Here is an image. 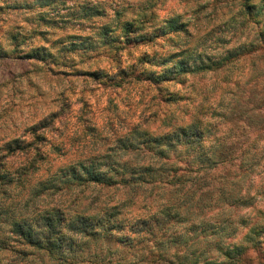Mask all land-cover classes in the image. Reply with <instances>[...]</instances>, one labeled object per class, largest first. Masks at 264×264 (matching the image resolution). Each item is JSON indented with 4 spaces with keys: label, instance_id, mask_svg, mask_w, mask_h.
Segmentation results:
<instances>
[{
    "label": "rangeland",
    "instance_id": "1",
    "mask_svg": "<svg viewBox=\"0 0 264 264\" xmlns=\"http://www.w3.org/2000/svg\"><path fill=\"white\" fill-rule=\"evenodd\" d=\"M201 1L203 6L199 4ZM224 2L215 6L212 0H0V46L13 50L11 33L21 43L17 48L20 55L0 59V149L11 139L32 140L34 135L30 127L52 113H58V118L43 131L46 140L40 145L47 159L41 161L40 169L29 176L28 182L32 178L34 183L38 178L52 176L60 167L77 160L114 154L120 139L133 138L134 131L138 129L161 135L174 126L184 125L191 120V115L184 111L190 109L192 114L194 105L207 108L205 121L216 125L214 133L225 135L228 132L231 136L236 134L235 131L229 132L224 117L213 109L219 104L228 107L235 104L242 111V119L237 126L242 128L243 135L239 140L243 142L238 145L242 149L251 147V153L255 152L258 159L250 162L253 171L240 182L244 184V190L245 186L251 187L250 199L246 198L250 201L245 200L251 202V206H232V214L224 217V220L228 217L229 224L223 223L222 241L233 247L236 238L245 237L252 227L264 229V197L254 196L257 191H264V132L250 128L264 116V108H258L260 95L264 97V62L260 67L252 66L253 60L247 57L235 70L227 67L218 74H190L184 81L177 79L154 84L145 78V72L161 68L155 65L153 57L181 51L187 58L201 55L217 60L243 41L248 32H242L238 25L229 24L230 17L224 14L232 6L228 0ZM142 9L148 10V19L139 20H144L143 34L166 27V21L173 15H179L184 26L180 31L170 32L152 42L126 44L124 39L116 41L121 33L117 26L135 19ZM197 9L199 11L196 12ZM87 11V19H80ZM41 14L47 18L38 19ZM108 28L111 31H107ZM72 41L78 42L75 52L61 50ZM35 50L48 57L54 55V60L48 58L45 63L30 57L28 53ZM61 57H64L61 64L53 63ZM144 58L153 62L144 61ZM88 72L105 76L98 78L88 75ZM229 77L235 78V86L231 82L227 84ZM167 93L181 94L186 99L176 106L172 101L166 102L164 94ZM167 113L171 115L166 120ZM259 133L261 142L255 141ZM118 153L110 154L112 160L120 163L125 160L132 165L142 164L152 157L147 151L130 155L122 151ZM32 156V152L16 155L9 159V167L15 171L27 164ZM231 178L225 181L228 187H233L239 179ZM157 187L147 184L141 190L130 191L132 186L122 184L73 185L43 199L38 198L24 209L26 186L24 194L14 198L17 205L11 207H18L26 215L45 205L63 207L68 212L85 207V211L92 214L100 213L103 208L116 207L122 211L119 217L128 225L119 235L131 238V246L115 238L112 242L88 240L79 251L80 255L93 261L89 264H169L171 262L164 260L161 254L163 247L158 242L161 232L155 238L145 234L139 236L129 229L138 218L150 216L168 199L177 204L183 201L180 193L174 195L175 191L164 192ZM238 187L235 186L236 192H239ZM131 198L135 201L132 204ZM205 203L199 207L193 203L188 216L194 221L206 218L205 221L221 223V216L220 220L216 218V207L219 206L210 201ZM221 208L226 211L228 206L222 205ZM180 231L170 228V233ZM4 237L6 240L0 239V264H58L48 253L13 241L8 233ZM211 239L215 242L220 237L215 235ZM4 243L8 248H2ZM22 249L28 250L26 255L20 252ZM193 249L198 255L207 250L206 258L209 259L216 253L211 243L200 242ZM180 252L183 253V248ZM98 254L99 260L95 257ZM217 254L215 257L219 256ZM226 261L230 264H264V243H259L258 249H249L242 257H236L234 262L229 258Z\"/></svg>",
    "mask_w": 264,
    "mask_h": 264
},
{
    "label": "trees",
    "instance_id": "2",
    "mask_svg": "<svg viewBox=\"0 0 264 264\" xmlns=\"http://www.w3.org/2000/svg\"><path fill=\"white\" fill-rule=\"evenodd\" d=\"M224 1L212 0L215 6L226 3ZM228 2L232 7L224 15L230 17L229 24L238 25L242 32H248L243 41L229 49L226 56L217 60L201 55L187 58L182 56L185 53L181 51L169 56L153 57L155 65L161 68L157 71H144L145 78L154 84L177 79L184 81V78L190 74L207 72L218 74L227 67H232V70H235L240 62L247 57L253 60L252 66L260 67L264 62V0H228ZM199 4L203 6L204 3L201 1ZM147 11L142 9L140 12L138 11L135 19L125 21L117 26L121 33L117 36L116 41L124 39L126 44L152 42L170 32L180 31L184 26L180 16L173 15L166 21V27L151 34H143L144 20H139L147 18ZM87 14L88 11L80 19H87L85 18L88 17ZM150 14L153 15V12L151 11ZM39 16L40 20L47 18L45 14ZM110 28L107 31H111ZM10 39L14 48L8 50L6 47L0 46V59L13 58L16 56L15 54L20 55L17 48L21 43L13 33H11ZM104 43L108 44L109 42L105 41ZM77 44V41H72L70 44H65L66 47L61 50L65 53L75 52ZM28 54L45 63L48 58L54 60V55L48 57L38 50ZM63 58L55 59L53 63L61 64ZM258 60L262 61L257 62ZM144 61L153 62L150 58H144ZM87 74L98 76V78L105 76L98 72H88ZM234 79L229 77L227 84L229 85L231 82L235 86ZM164 97L166 102L172 101L176 106L186 99L185 96L177 93H167L164 94ZM258 103V108L263 109V96L260 95ZM213 111L224 117L226 120L224 123L228 124V131H235L236 134L230 136L228 132H225V135L214 133L213 129L216 125L205 121L207 108L194 105L192 114L190 109H185L184 112L191 115V120L184 125L174 126L170 131L161 135H154L149 131L138 129L134 131L133 138L120 139L114 154L108 153L88 160H77L66 167H60L52 176L40 177L34 183L31 178L28 182L29 176L40 169V162L47 159L40 144L46 140L43 131L58 118V113H52L48 118L30 127L31 133L34 135L32 140L11 139L5 142L0 149V239L6 240L4 235L8 233L13 241L48 253L51 259L58 264H89L88 262L92 260H85L86 256L82 257L83 255L81 256L79 252L82 251L88 240L112 242L115 238L116 241L131 246V238L125 239L124 236L119 235L128 228L127 222L119 217L122 214L120 209L107 207L101 209L98 214H92L85 211V207L68 212L63 207L45 205L44 208L34 209L33 213L26 215L18 207H11V205H17L13 202L14 198L18 194V196L24 194L23 190L27 186L23 206L24 209H27L28 205L38 198L43 199L46 195L55 194V192L73 185L94 183L115 186L122 184L132 186L130 191H133L141 190L144 185L151 184L154 187L158 186L157 190L160 188L164 192L175 191L174 195L180 193L183 201L177 204L168 199L158 209L151 212L150 216L138 218L129 229L139 236L145 234L144 236L152 235L155 238L161 232L162 239H158V242L163 247L161 254H163L164 260L168 263L171 262L169 264H173L172 262L174 264H230L226 261L228 258L234 262L236 257H242L249 249H258V244L264 243V229L261 227L254 226L245 237H237V242L233 247L222 241L224 238L223 223L229 224L228 217L225 220L224 217L232 214V206H251V202L245 201H250L251 187L250 185L245 186L244 190V184L242 185L240 182L253 171L250 162H255L258 155L255 152L251 153V147L242 149V146L238 145L243 142L239 140L242 139V128L237 126L239 120L242 119V111L236 108L235 104L234 107L219 104ZM170 115L167 113L164 119L167 120ZM250 128L264 132V116ZM260 135V133L257 134L255 141L261 142ZM120 151L126 155H130V153L143 154L147 151L152 157L149 161L138 165H132L125 160L122 163L112 160L110 154L118 155ZM30 152L33 156L27 164L15 171L11 169V166L9 167L10 158L20 154L28 155ZM248 152H250L249 158ZM230 176L234 179L239 177L238 182L233 183V187H228L225 182L229 180ZM240 185L242 186L240 187ZM214 186L217 188L215 189ZM235 186H239V192H236ZM14 188L20 191L18 192ZM160 193L162 194V192ZM206 196L207 199H204ZM254 196L264 197V191L261 189ZM129 200L131 204L135 202L133 198ZM205 201L219 206L216 207L217 217H214L219 219L221 216V223L216 224L212 220L205 221L206 218L194 221L188 216L187 213L193 210V203L194 205L198 204L199 207L206 204ZM222 205L228 206L226 211L221 208ZM217 225L220 226L217 227ZM170 228L175 231L181 229V231L170 233ZM209 233L213 234L207 235ZM215 235H218L220 239L214 242L211 236ZM200 242L206 243V245L211 243L216 249L212 258H206L207 250H203L202 255H198L194 251L193 248ZM4 244L5 246L2 248H8L7 243ZM249 244L252 245L249 247ZM181 248H183V253L180 252ZM109 249L111 250V248ZM171 250L173 251L171 252ZM20 252L26 255L28 250L22 249ZM169 254L172 257H169ZM216 254L219 256L215 257ZM95 257L97 260L101 259L99 254ZM170 258H174L176 261H171ZM224 258L226 260H223Z\"/></svg>",
    "mask_w": 264,
    "mask_h": 264
}]
</instances>
